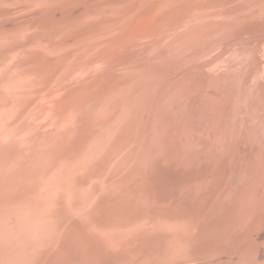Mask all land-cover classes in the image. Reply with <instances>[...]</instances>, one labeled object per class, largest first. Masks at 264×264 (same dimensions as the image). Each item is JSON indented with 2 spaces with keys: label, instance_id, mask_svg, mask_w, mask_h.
Listing matches in <instances>:
<instances>
[{
  "label": "rangeland",
  "instance_id": "obj_1",
  "mask_svg": "<svg viewBox=\"0 0 264 264\" xmlns=\"http://www.w3.org/2000/svg\"><path fill=\"white\" fill-rule=\"evenodd\" d=\"M36 1L38 0H0V75L8 77L11 81L8 87L3 88L8 96L0 88V132L2 131L0 133V152H2L0 158L4 157L3 154L6 157L9 153L6 150L5 142L8 143V146L14 144L20 146L21 150L23 149L17 155L19 158L21 154H25L24 148L26 149L27 144L31 146L35 144L40 148V143L47 140H42L41 132H33V129L39 124L48 122L47 119L51 111L44 110L45 99L55 98V92L50 93V91L52 89L55 91L57 82H54L50 86L51 90L47 92L36 91L38 88L35 87L34 81L25 79V73L32 70L31 73L35 79L36 76L42 79L41 75L51 64L50 61L59 58L55 55L57 53L54 55L52 53L57 52L63 46L62 43H67L70 47L75 46V40L81 37H83L81 41L84 42L82 46L86 48V51L89 50L84 52L83 58L86 64L88 63L83 72V80L86 83H84L83 90V107L93 105L110 90L113 84L112 80L118 75V71L110 69L109 75L105 73L103 79L100 76L111 67L110 62L114 61L113 64L111 63L113 67L116 63L121 62L120 55H118L120 51L134 55L140 53L141 55L138 56L144 63L145 61H157L161 59L160 57L165 56L164 60L169 58L173 62L170 64L171 67L166 66L158 69L153 65L157 70L151 66L152 71H155L153 73L151 71L150 78H146L147 80L151 79L148 85L152 92L151 100L160 103L162 113L164 107L166 110L173 102L169 107L172 112L170 109L167 110L170 115L166 111L165 114L163 113L165 117L173 116L175 118L173 123L169 124L170 135L168 137L176 141L177 137L172 134L181 135V141L178 143L180 146H184L187 144L181 145L184 139L192 140L195 135L194 146L198 150L183 149L179 157L170 155L165 162L162 161L172 167L177 159L191 157V163L186 170L180 172L170 170L171 173L168 170L169 176L161 178L162 168L159 165L162 164H158L157 171L154 170L155 174L150 177L147 171L138 172L140 166H144L147 162L145 158L149 154L145 155L147 148L141 151L142 142L140 144L138 140L129 141L135 134L134 130H126L122 137L119 135V131H116L117 143L112 144L105 154L100 149V156H96L93 152L94 145L87 144L90 147L88 150L84 144L83 149L73 151L71 142H80L84 138L85 131L88 130V124L85 125L83 122L80 127L83 130L82 133L74 137L75 140L70 142V148L61 149L53 159L49 157L51 161H48L49 167L46 166V169L42 166V162H38L37 166L32 168V163L28 160L21 158L13 160L6 157V160L3 159V163L7 166L3 164L0 167V204H2L0 211L4 209V212H0L1 222L4 219L2 223L0 222V264H36L48 257L43 261V264H46L52 258H49L52 252L55 254H51L53 259L49 264H71V260L74 264H221V262L222 264H264V108L259 115L254 117L253 127L247 125L249 122L248 105L256 103L260 106L264 103V0H61L63 1L62 7L69 6L68 2L70 1H77L85 9L86 15L82 27H78L71 19L69 24L66 23L60 29L58 26L52 30V37L49 36L46 40H39L42 35L37 34L39 37L36 40L40 41L43 51L40 50L41 48L38 49L40 44L30 46L28 56H32L33 62L28 63L29 65H21L22 59L28 58V56H17L18 62H15L16 47L11 46L12 44L7 39L14 33L19 37L27 36L25 33H28V29L31 27H21L19 31L4 28L10 23L12 16H19V20L24 21L25 19L21 18L22 15L33 14L30 16L31 21H35L40 13H44L40 11V8L44 6L46 8L42 9L51 11L54 5L53 12L57 11L58 3L55 5L54 1L52 4L44 3L49 2L48 0H44V2L40 0L38 4ZM173 1H176L177 7L184 12L183 14L177 11L183 15H177L178 18L181 16V20L180 18L179 20H177L178 18L172 19L175 22L171 20L172 17L166 16L167 8L175 7L172 4ZM15 2L27 6L14 7ZM17 3L16 5H18ZM109 5L111 7L108 9ZM74 8L77 6L75 5ZM184 8H189L187 13ZM66 9L72 10V8ZM92 11H96L95 13L100 15L94 16ZM61 12H67V10L63 9ZM112 14L113 19L110 18ZM120 14L123 15L121 18H119ZM155 14L159 16V19ZM115 15L119 20L114 17ZM103 17H105V21ZM111 20L115 22H111ZM109 23L113 27L110 31H101L103 34L98 36L100 39L99 49L93 52L95 48L89 45L91 39L88 38H91L95 29L99 30L101 26L103 29L107 25H111ZM165 25L169 27L166 28ZM42 27L46 28V25H42ZM71 29L77 33L74 34L75 32H72ZM166 29L171 30L168 32ZM99 33L100 31L97 32L98 35ZM159 34L165 35L158 39ZM137 35L145 38L140 41ZM126 40L129 42L126 43ZM137 40L138 43H135ZM122 41L125 44L123 43L124 45L118 48ZM131 44L133 45L131 46ZM151 45H153L151 49L156 47L163 54L158 51H148L147 49ZM43 55H49L47 56L48 62H45ZM169 56L174 60H171ZM91 59L95 65L100 61L103 67H100L99 63L98 67H95ZM5 60H9L11 65H14V62L17 63L14 67L17 70L12 69L10 64L4 66L2 63ZM187 60L190 62L183 64ZM160 63L163 64V60ZM104 66H106L105 69ZM134 68L131 77L142 75L146 71L138 66ZM88 72H94V74L90 73L91 76ZM96 72L97 74H95ZM19 75L27 83L25 86ZM183 79L187 80L189 84ZM179 88L181 89L179 90ZM178 90L181 93L179 96L176 95L179 94ZM150 91L149 93H151ZM184 93L185 95H183ZM119 94V92H115V96H119ZM206 103L208 104L206 105ZM132 104V111L137 114L139 104L135 101ZM119 109L121 108H118L117 112H120L122 116L123 113ZM100 111L102 112L101 108L98 109V112ZM193 113L199 114V118L202 114L200 118L202 121L197 124L199 128L192 125ZM149 115L150 113L147 116ZM147 121L149 119L144 114L143 123L145 124ZM228 121L231 123V128L233 127L232 139L229 141L226 133L229 129ZM23 122L28 123V125L26 124L27 128L19 129ZM101 122L103 123L96 128V146L105 144L113 137L111 131L113 121ZM174 124H176L175 130ZM204 124L209 132L212 131L208 143L201 135H198L203 131L200 126ZM21 129L22 131H19ZM29 130L33 134L31 138H28L25 133ZM127 132H129L128 137H123ZM147 134L152 133L148 131ZM11 140L13 143L9 142ZM122 142H127V145L124 146ZM133 142L135 143L133 144ZM67 146L69 145L67 144ZM170 146L171 141L169 142ZM205 149L208 152H202ZM10 156L12 155L10 154ZM74 157L81 158V161ZM66 158L69 160L67 161ZM122 160L125 162L123 163ZM137 160L140 163L136 162ZM52 166L55 168L54 171ZM206 168H209L207 175H205ZM231 172H235L236 184L234 186L229 181ZM45 174L47 175L45 176ZM61 174L69 176L63 175V178L60 176ZM38 176H40V180H38ZM154 177L157 182L162 179L160 182L164 181L163 183L169 188L165 184L162 187L163 185L157 184L156 181L155 183L160 186L155 185ZM54 178L58 180V183H54L55 185H53V181L57 180ZM69 183L71 186L68 187ZM28 184L30 185L28 186ZM13 186H20L19 191L18 187L14 188ZM199 186L200 188H198ZM250 190L254 192L251 193ZM12 191L15 195L12 194ZM19 192L23 194L21 195ZM8 193H11L10 196ZM239 195L243 199L238 198ZM15 196L24 197H21L22 199L18 197L19 200H17L14 198ZM227 198L230 201L228 209ZM11 201L15 202L11 203ZM60 201L65 203H62L65 206L67 204L68 207L59 205ZM10 203L16 204L12 207ZM6 206L7 209L12 208L7 212ZM43 207L50 209L42 210ZM228 212L231 213V216ZM9 218L10 220H8ZM196 222L198 223L196 224ZM42 226H45L44 232ZM203 227L205 229H202ZM201 229L204 234L200 233ZM52 234L54 235L52 236ZM68 236L72 238L68 239ZM59 239L61 246L55 243ZM56 246L61 247V251ZM52 247L55 250H51ZM240 247L243 248L242 251H240ZM65 251H71V255L74 252L78 258L74 254L73 257L66 254ZM250 251L253 253L251 254ZM76 260L78 261L76 262Z\"/></svg>",
  "mask_w": 264,
  "mask_h": 264
},
{
  "label": "bare ground",
  "instance_id": "obj_2",
  "mask_svg": "<svg viewBox=\"0 0 264 264\" xmlns=\"http://www.w3.org/2000/svg\"><path fill=\"white\" fill-rule=\"evenodd\" d=\"M43 2H44V0H42ZM49 2H44L45 4H52L53 3V1L55 2V5H57V3H58V8L56 9L57 11L56 12H53L54 11V5H53V10H51V11H47V10H49V9H42V8H44V7H42V8H40V11H42V12H44L43 14L42 13H40V15H38V17L35 19V21H31V17L30 16H32V15H22L21 16V18L23 17L25 20L23 21V20H19V16H12V17H10V23H8L7 25L8 26H6V28H4V29H15V30H17V31H19V28H21V27H27V28H29V27H31L30 29H28V33H25L27 36H23V37H19L16 33H14V34H12V36L10 37V38H8L7 40H8V42L9 43H11L12 45L11 46H15L16 47V50H15V62H18V57L17 56H20V57H22V56H28V53H29V49H30V46H32V45H34V44H40V41L39 42H37V38L39 37V35L37 36V34H41L42 36L40 37V39L39 40H46L47 39V37H49V36H51L52 37V33H51V31L52 30H54L56 27H58L59 26V29L61 28V27H63L66 23H70L71 21V19H73L72 21H74V23L78 26V27H82V25H83V22L85 21L84 20V16L86 15V11H85V9H83L82 8V6H81V4L79 3V2H72V1H70V2H68L70 5L69 6H65L66 8H72V10H68V9H66L64 6L62 7L61 5L63 4V1H61V0H48ZM139 1V0H138ZM37 2V4H38V2H40V0H38V1H36ZM66 2V1H65ZM136 2V1H135ZM16 3L17 2H15V4H14V7H23V6H27V5H23L22 3H21V5H19L18 3V5H16ZM62 3V4H61ZM147 3V2H146ZM12 4V5H13ZM36 4V5H37ZM40 4V3H39ZM60 4V5H59ZM172 4H174L175 5V7L174 8H172L171 6L170 7H168L167 8V11H166V16H170V17H172L171 18V20L172 19H174V18H178V16L177 15H183L184 14V12L182 11V9H180V8H178L177 6H178V4H177V2L176 1H173L172 2ZM75 5L77 6V8H74L75 7ZM110 5H113V4H110ZM109 5V7H108V9L111 7ZM130 5H131V3H130ZM171 5V4H170ZM46 6H48V5H46ZM51 6V5H50ZM61 6V7H60ZM39 7V6H38ZM106 7V6H105ZM135 7V6H134ZM46 8V7H45ZM38 9V8H37ZM42 9V10H41ZM63 9H65V10H67V12H61V10H63ZM88 9V8H87ZM128 9V8H127ZM174 9H176V10H174ZM185 9V8H184ZM188 10H189V8H187ZM187 9H185L184 11H186V13H187ZM106 10V9H105ZM131 10H133V9H131ZM108 11H111V10H108ZM135 11V10H134ZM158 11V10H157ZM156 11V12H157ZM174 11V12H173ZM177 11H180V12H182V13H180L179 14V12H177ZM50 12H53V13H50ZM91 12V11H90ZM96 11H92V13L94 14V16H97V15H100L99 13H95ZM103 12H104V9H103ZM103 12H100V13H103ZM115 12V14H116V11H114ZM188 12H190V11H188ZM88 13H89V10H88ZM106 13V12H105ZM49 14H51V15H49ZM123 14V13H122ZM122 14H120L119 16V18H121L123 15ZM49 15V16H48ZM103 15V14H102ZM125 15V14H124ZM156 15V14H155ZM26 18H25V17ZM36 16V15H35ZM111 17V19H113L112 18V16H113V14L112 15H110ZM116 16L117 15H115L114 17L116 18ZM157 16V18L159 17L158 15H156ZM155 17V16H154ZM160 17H162V16H160ZM181 17V16H180ZM179 17V18H180ZM2 18V17H1ZM34 18V17H33ZM64 18H67V19H64ZM104 19V21H105V17H103ZM118 18V17H117ZM116 18V19H117ZM179 18L177 19V20H179ZM159 19V18H158ZM69 20V21H68ZM100 20V19H99ZM102 20V21H103ZM107 20V19H106ZM117 20H119V19H117ZM175 20V19H174ZM180 20H181V18H180ZM101 21V20H100ZM173 21V20H172ZM97 22H99V21H97ZM108 22H110V21H108ZM111 22H115L114 20L112 21L111 20ZM146 22V21H145ZM171 22V21H170ZM169 22V23H170ZM173 22H175V21H173ZM180 22V21H179ZM95 23V22H94ZM100 23V22H99ZM158 23V22H157ZM109 24H111V23H109ZM116 24V23H115ZM123 24H125V23H123ZM172 24V23H171ZM4 25V24H3ZM10 25H12L11 27H10ZM42 25H46V28H43L42 27ZM75 25V26H76ZM121 25V24H120ZM146 25V24H145ZM170 25V24H169ZM94 26V25H93ZM157 26H158V24H157ZM166 26V25H165ZM174 26V25H173ZM91 27V26H90ZM90 27H88V28H90ZM102 27V26H101ZM101 27H99L100 29L99 30H97V29H95V32L90 36L91 38H88V39H91L90 40V46L91 47H93V48H95V50H93V52H95L96 51V49L98 50L99 49V41H100V39H99V37L98 36H100V34H103V32H105V31H107V30H109L110 31V29L113 27V25L111 24V25H107L105 28H103V29H101ZM115 27V26H114ZM158 27H160V26H158ZM167 27H169L168 25L166 26V28ZM171 27V26H170ZM27 28H26V30H27ZM76 28V27H75ZM92 28V27H91ZM90 28V29H91ZM156 28V27H155ZM3 29V28H2ZM85 29V28H84ZM83 29V30H84ZM87 29V28H86ZM116 29V28H115ZM142 29V28H141ZM164 29V28H163ZM25 30V31H26ZM78 30V29H77ZM89 30V29H88ZM139 30V29H138ZM167 30V29H166ZM171 30V29H170ZM169 30V31H170ZM71 31L72 32H75V31H73V29H71ZM70 31V32H71ZM80 31H82V30H80ZM100 31V33H99V35L97 34V32H99ZM101 31H103V32H101ZM140 31V30H139ZM142 31V30H141ZM168 31V30H167ZM168 31V32H169ZM71 32V33H72ZM79 32V31H78ZM87 33H88V31H86ZM117 33H118V31H116ZM68 33V32H67ZM77 32H75L74 34H76ZM113 33V32H112ZM116 33V34H117ZM157 33H159V32H157ZM157 33L155 34V36L157 35ZM163 33H164V30H163ZM23 34V33H22ZM22 34H21V36H22ZM64 34H66V33H64ZM70 34V33H69ZM74 34H73V36H74ZM82 34V33H81ZM111 34V33H110ZM115 34V35H116ZM165 34H169V33H165ZM164 34V35H165ZM172 34V33H171ZM15 35H17L16 37H15ZM71 35V34H70ZM164 35H158L157 36V38L159 39L160 37H162V36H164ZM62 36V35H61ZM66 36V35H65ZM68 36V35H67ZM72 36V35H71ZM77 36V35H76ZM81 36V35H80ZM93 36V37H92ZM102 36V35H101ZM114 36V35H113ZM153 36V35H152ZM30 37V38H29ZM64 37V36H63ZM78 37V36H77ZM109 37V36H108ZM137 37H138V40H143L144 38L143 37H140V35H137ZM149 37V36H148ZM151 37V36H150ZM154 37V36H153ZM13 38V39H12ZM57 38V37H56ZM65 38V37H64ZM70 38V37H69ZM71 38H74V37H71ZM111 38V37H110ZM81 39H83V37H81V38H78V39H76L75 40V46H72V47H70L67 43H62V47L59 49V50H57V52H53L52 54L54 55L55 53H57V54H55L56 56H59V58L57 59V60H55V61H50L51 62V64H49V67L47 68L46 67V69L43 71V74L41 75V76H43V78L41 79V78H38V76H36L37 78L35 79V77H34V75H32V70H30L29 72H27V73H25L26 74V76L24 77L25 79H28V80H33L34 81V84H35V87L36 88H38V89H36V91H48V90H51V88H50V86L54 83V82H57V88L55 89V91L52 89L51 91H50V93L53 91V92H55L54 94V99H52V100H55V101H52V100H48V99H45V106H44V110L45 111H51V114L48 116V119H47V123H45V124H47L48 126L46 127V125L45 124H39L37 127H34V129H33V132H38L39 131V133L41 132V136H42V140H44V139H47L46 141H42L41 143H40V148L39 147H37L35 144L34 145H30V144H27V147H26V149L24 148V150H25V154L24 155H22L21 154V156L18 158V154L19 153H21L22 152V150H21V148H20V146H18V145H9L8 146V143L7 142H5L7 145H5V147L7 148H5L6 150H8L9 151V153L12 155V156H10V154L8 153L7 154V158L8 159H13V160H18V159H25V160H28V161H30L31 163H32V168H34V166L38 163V162H42V166L43 167H45L44 169H46V166H48L49 167V165H48V161H51L50 160V158L52 157V159H53V157L54 156H56L57 154H58V152H60V150L62 149H64V148H70V146H71V143L73 144V146L71 147V149H73V151H78L79 149H83V147H84V144H86L85 146V148H87L88 146H87V144L90 146V145H94L93 146V152L95 153V155L96 156H100V149L103 151V153L105 154L108 150H109V148L111 147V145L112 144H116L117 143V141L118 140H116V138H115V133H116V131H119V135L122 137V135H123V133L126 131V130H134L135 131V134H134V136H133V138H131V140H129L130 142H132L133 140H138V142H140V144H141V142H142V144H141V146H140V149H141V151L144 149V148H147L146 150V153H145V155L146 154H149V156H147L145 159V161H147V162H145V165L144 166H140V169H139V171L138 172H145V171H147L148 172V175L151 177L152 176V174H155V171H157V168H156V166L158 165V164H162V165H159V166H161V171L160 172H162L161 173V176H160V174H159V172H157V174L161 177V178H163V177H168L169 175H168V170L170 171V170H178L179 172L180 171H183V170H186L188 167H189V165H190V163H191V160H192V158L191 157H189V158H185V159H182V160H176L174 163H173V165H172V167H169L168 166V164H166V163H164L165 162V160H166V158H168L170 155H173V156H176V157H179V154H181L182 152H183V149H186V150H193V151H197L198 150V148H195V146H194V137H195V135L193 136V138H192V140H189V141H187V139L185 138L184 139V142H182V144L181 145H183V144H185V143H187V144H185L184 146H180L179 145V143H178V141H181V135H178V134H176V133H173L172 134V136H176L177 137V140L176 141H174L173 139H170L169 137H168V135H170V131H169V124H171V123H173V121L175 120V118L173 117V116H167V114H169V112L167 111L168 109H170V111L172 112V110H171V108H169L170 107V104L171 103H173V102H171L170 104H169V106H168V108L165 110V107H164V111H163V113L166 111V112H168L167 114H166V116L167 117H165L164 116V114L161 112V108H160V103H156V102H153V100H151V94H152V92L150 91V87L148 86L149 84H150V80L151 79H146V78H150V72L152 71V69H151V66H152V68H154V67H157L158 69H161L162 67H166V66H169V67H171L170 66V64H171V62L172 61H170V59L168 58V59H166V60H164L165 59V56L164 57H160L161 59H159V60H157L158 61V63H159V65L158 66H160V67H158L157 66V61H155V60H152V61H145V63H144V61L142 62L141 61V58H139V56L141 55L140 53H138V54H129V53H124V52H122V51H120V52H122V53H118V55H120L119 56V60L121 61L120 63H116L115 65H114V67H113V63H114V61H113V63L112 62H110V65H111V67L109 68V69H107L105 72H103L102 74V76H100V77H102V79H103V77H105V73H106V75H109V71H111L110 69H113V70H116V71H118V75L115 77V79H113L112 80V85H111V88H110V90L108 91V92H106V94H104V96L102 95V97L96 102V103H94L93 105H91V106H87V107H83V93H84V80H83V72H84V69L86 68V65L88 64H86V61H85V59H83L84 58V52H87V51H89V50H87L86 51V48L85 47H83L82 46V43H84L83 42V40L81 41ZM64 40V39H63ZM67 40H68V38H67ZM66 40V41H67ZM138 40L135 42V43H138ZM157 40V39H156ZM58 41H61V40H58ZM65 41V40H64ZM89 41V40H88ZM103 41H105V40H103ZM50 42V41H49ZM85 42H87V41H85ZM127 42H129V41H127L126 40V43ZM60 43V44H61ZM119 43V41L117 42V44ZM125 44V42L124 41H122V44L118 47V48H120L122 45H124ZM52 44V43H51ZM51 44H49V45H51ZM57 44V43H56ZM129 44V43H128ZM54 45V44H53ZM86 45V44H85ZM87 45H88V43H87ZM133 44H131V46H132ZM155 45V44H154ZM38 46H40L38 49H40V50H42L43 48H42V45L40 44V45H38ZM60 46V45H59ZM153 45H151L147 50L149 51V50H153L154 52L155 51H158L157 49H156V47H154V48H152L151 49V47H152ZM130 47V46H129ZM128 47V48H129ZM32 48V47H31ZM37 48V47H36ZM62 48H63V50H62ZM88 48V47H87ZM116 49H117V47H115ZM127 48V49H128ZM35 49V48H34ZM115 49V50H116ZM126 49V48H125ZM144 49V48H143ZM33 50V49H32ZM45 51H46V49H44ZM114 50V49H113ZM147 50H145L146 52H147ZM43 51V50H42ZM45 51H44V53H45ZM66 51V52H65ZM123 51H124V48H123ZM47 52V51H46ZM153 52V53H154ZM159 52V51H158ZM49 54H50V52H48ZM96 53H98V52H96ZM95 53V54H96ZM160 54H163V52H159ZM192 54V53H191ZM36 55V54H35ZM37 55H39V54H37ZM139 55V56H138ZM193 55V54H192ZM30 56V55H29ZM28 56V58H24V59H22V61H21V65L22 64H24V65H26V64H28V63H31V62H33L31 59H32V56H30L29 57ZM42 56V55H41ZM44 57H45V62H48L47 61V56H49V55H43ZM170 57V56H169ZM42 58V57H41ZM171 58V60L173 59L172 57H170ZM93 59V58H92ZM91 59V60H92ZM96 59V58H95ZM95 59H93V60H95ZM118 59V58H117ZM178 59V58H177ZM90 60V61H91ZM93 60L91 61L92 62V64H94L95 65V63H93ZM100 60V59H99ZM98 60V61H99ZM116 60V59H115ZM162 60H163V64L162 63H160V62H162ZM174 60V59H173ZM89 61V60H88ZM101 61H102V59H101ZM110 61V60H109ZM15 62H14V65L12 64L11 65V62L9 61V60H5L2 64L4 65V66H9V64L12 66V69H14V67L16 66V64H15ZM54 62V63H53ZM186 62H190V61H185V63H183V64H186ZM99 63V66L100 67H103L102 65H101V63H100V61L99 62H97V64ZM104 63V62H103ZM112 63V64H111ZM173 63V62H172ZM19 64V63H18ZM97 64L95 65V67L97 66ZM182 64V65H183ZM29 65V64H28ZM110 65H108V66H110ZM153 65H154V67H153ZM182 65H179V66H182ZM48 66V65H47ZM88 66V65H87ZM93 66V65H92ZM107 66V65H106ZM106 66H104V69H105V67ZM133 66V67H132ZM136 66H138V68H142V69H145L146 71L142 74V75H139V76H134V77H131V73H132V69H135L134 67H136ZM94 67V68H95ZM98 67V66H97ZM99 67V68H100ZM150 68V69H149ZM157 68L155 69V70H157ZM168 68V67H167ZM103 69V68H102ZM101 69V70H102ZM15 70V69H14ZM17 70V69H16ZM15 70V71H16ZM97 70V69H96ZM95 70V71H96ZM98 70H100V69H98ZM155 70H153L151 73H153ZM98 72V71H97ZM97 72L95 73V74H97ZM8 73V72H7ZM89 73V72H88ZM91 73V72H90ZM89 73V74H90ZM93 74H94V72H92ZM91 73V74H92ZM0 74H1V72H0ZM90 74V75H91ZM92 74V75H93ZM91 75V76H92ZM100 75V74H99ZM87 76H89V75H87ZM98 76V75H97ZM147 76V77H146ZM189 76V75H188ZM192 76H194V75H192ZM6 76H1L0 75V88H1V90L2 91H4V89L3 88H6V87H8L10 84H11V81L8 79V77H6ZM19 77H20V80L21 81H23V79L24 78H22L21 79V76L19 75ZM186 77V76H185ZM184 77V78H185ZM191 77V76H190ZM179 78V77H178ZM11 79V78H10ZM88 80H90L89 78H87ZM187 79V78H186ZM190 79H192V77L190 78ZM194 79H195V77H194ZM86 80V79H85ZM142 80V81H141ZM182 80V79H181ZM184 80V79H183ZM87 81V80H86ZM184 81H186L187 82V80H184ZM24 82V86H25V81H23ZM185 82V83H186ZM191 82V81H190ZM188 84H189V82H187ZM27 84V83H26ZM86 84V83H85ZM96 85V84H95ZM182 85V84H181ZM188 87H189V85H188ZM182 88H183V86H182ZM186 88V87H185ZM181 88H179V90H180ZM188 89V88H187ZM178 90V91H179ZM183 90V89H182ZM119 92L120 94H119V96H115V92ZM149 91L151 92V93H149ZM187 91V90H186ZM5 93H6V91H4ZM52 92V93H53ZM177 93H179V94H176V95H180L181 93H180V91L179 92H177ZM188 93V92H187ZM193 93V92H192ZM191 93V94H192ZM7 94V93H6ZM47 94V93H46ZM103 94V93H102ZM183 95H185V93L183 94ZM187 96L189 95V94H186ZM7 96H8V94H7ZM47 96V95H46ZM176 97V96H175ZM181 98V97H180ZM179 98V99H180ZM190 98V97H189ZM121 99V100H120ZM12 100H14V99H12ZM181 100V99H180ZM187 101H188V99H186ZM190 100V99H189ZM136 102V103H138L139 104V106H138V109H137V114L136 113H134L133 111H132V102ZM185 102V101H184ZM192 102V101H191ZM12 103H13V101H12ZM70 103V104H69ZM165 103V102H164ZM181 103V102H180ZM258 103V102H257ZM187 104V103H186ZM208 103H206V105H207ZM182 105V104H181ZM190 105V104H189ZM255 105V106H254ZM249 104L248 106H249V110H248V112H247V117H248V119H249V122H247L248 124V126L249 127H253V124H254V122H253V119H254V117L255 116H257V115H259L260 114V111L264 108V103H262L260 106H258V104L256 105V103L255 104ZM203 106H204V104H203ZM209 106V105H208ZM210 107V106H209ZM99 108H101L102 109V112L100 113V112H98V109ZM103 108H104V110H103ZM118 108H121V109H119V110H121V112L123 113V115L121 116V114H120V112H117V109ZM193 108V107H192ZM240 108V107H239ZM186 109V108H185ZM191 109V108H190ZM204 109V108H203ZM208 109V108H207ZM44 110H43V112H44ZM163 110V109H162ZM187 110V109H186ZM205 110V109H204ZM240 110V109H239ZM195 111V110H194ZM238 111V110H237ZM170 112V113H171ZM193 112V111H192ZM191 112V113H192ZM246 112V111H245ZM148 113H150V115L149 116H147L148 115ZM144 114H145V116L149 119V121H147L145 124L143 123V117H144ZM228 114H229V112H228ZM170 115V114H169ZM171 115H172V113H171ZM181 115V114H180ZM201 117H202V114L200 115ZM172 117H173V119H172ZM185 117V116H184ZM192 117H193V126H197V124L198 123H200L202 120H200V118H199V114H197V113H193L192 114ZM191 117V118H192ZM231 118H232V116H230ZM160 118V119H159ZM209 119V118H208ZM107 120H109L110 122H112L113 121V123H112V129H111V131H112V133H113V137L108 141V142H106L105 144H102V145H97L96 146V140H95V134L97 133V127H98V125L99 124H101V123H103V122H101V121H107ZM207 120V119H206ZM231 120V119H230ZM246 121V120H245ZM83 122L85 123V125H86V123L88 124V130H86L85 131V135H83L84 136V138L79 142V141H76V142H71V141H73V140H75V138L74 137H76V136H78V135H80V133H82V129L80 128V127H82L81 125H83ZM231 123H232V120L230 121ZM238 122V121H237ZM192 123V122H191ZM228 123H229V121H228ZM231 123H229V125H228V127H229V129H227V138H229L228 139V141L229 140H231L232 139V128H231ZM252 123V124H251ZM25 124V125H24ZM26 124L28 125V123L27 122H23L22 123V125L19 127V129L21 128V127H26L27 128V126H26ZM178 125V124H177ZM192 126V127H193ZM232 126H233V123H232ZM46 127V128H45ZM200 127H202V129H203V131H202V133H200V134H198V135H201L203 138H204V140L208 143L209 142V140H210V137H211V134H212V131H208L207 130V128H206V125L204 124V125H202V126H200ZM208 127V126H207ZM16 128V127H15ZM45 128V129H44ZM189 128V127H188ZM194 128V127H193ZM196 128H199V126H197ZM18 129V128H17ZM23 130H24V128H22ZM22 129L21 130H19V131H22ZM42 129H44V130H42ZM121 129H124V130H121ZM176 129V124H174V130ZM190 129V128H189ZM188 130V129H187ZM148 131H150L152 134H147L148 133ZM191 131H192V129H191ZM2 132V131H1ZM0 132V133H1ZM29 132V133H28ZM26 133V135H27V137L28 138H31V135L33 136V134L31 133V130H29V131H27V132H25ZM190 133V132H189ZM193 133V132H192ZM191 133V134H192ZM28 134H29V136H28ZM191 134H190V136H191ZM25 135V136H26ZM45 135V136H44ZM128 135H129V132H127L126 134H124V136L123 137H128ZM140 136V137H139ZM23 137V136H22ZM26 137V138H27ZM86 137V138H85ZM139 137V138H138ZM63 138V139H62ZM246 138H248V137H246ZM21 139H23V138H21ZM17 140H19V139H17ZM16 140V141H17ZM65 140V141H64ZM121 140H122V138H121ZM6 141V140H5ZM15 141V142H16ZM27 141V140H26ZM171 141V146L169 147V142ZM10 143H13L12 142V140L11 141H9ZM28 143H31L30 141H27ZM71 142V143H70ZM78 142V143H77ZM189 142V143H188ZM9 143V144H10ZM70 143V144H69ZM123 143V145L125 146V145H127V142H122ZM135 142H133V144H134ZM181 143V142H180ZM67 144L69 145V146H67ZM132 143H131V145H133ZM130 145V146H131ZM188 146H190V148H188ZM89 148L90 147H88V150H89ZM130 149V148H129ZM128 149V150H129ZM5 150V151H6ZM139 151V150H138ZM82 152H83V150H82ZM81 152V155L84 153H82ZM125 152H127V151H125ZM202 152H208L206 149L205 150H202ZM2 152H0V154H1ZM95 155H94V157H95ZM3 158H0V167H2L3 166V164L4 165H6L5 163H3V159H5L6 160V157H5V155L3 154ZM78 156V155H77ZM83 156V158H84V155H82ZM122 156V155H121ZM50 157V158H49ZM60 157V156H59ZM75 158V157H74ZM79 157H77V159H78ZM57 159V158H56ZM61 159H63L62 157H61ZM67 159V161L69 160L68 158H66ZM65 159V160H66ZM76 159V158H75ZM76 159V160H77ZM59 160H60V158H59ZM78 160H80L81 161V158H79ZM119 160V159H118ZM138 160H140V159H138ZM138 160L136 161V162H138ZM56 161H58V160H56ZM93 161V160H92ZM153 161V164L151 165V162ZM162 161H164V162H162ZM172 161V160H171ZM54 162V161H53ZM62 162H65V161H62ZM61 162V163H62ZM75 162V161H74ZM122 162L124 163L125 162V160H122ZM122 162H120V163H122ZM50 163V162H49ZM60 163V162H59ZM122 163V164H123ZM138 163H140V162H138ZM138 163H136V164H138ZM58 163H56V165H57ZM65 164V163H64ZM64 164H63V166H64ZM71 164V163H70ZM142 164V163H141ZM7 166V165H6ZM37 166V165H36ZM39 166H40V164H39ZM58 166V165H57ZM69 166V165H68ZM67 166V167H68ZM166 166H168V167H166ZM41 167V166H40ZM50 167H51V165H50ZM53 167V166H52ZM56 167V166H55ZM65 167H66V165H65ZM42 168V167H41ZM58 168V167H57ZM57 168H56V172H57ZM54 167H53V171H54ZM85 169V168H84ZM167 169V170H166ZM208 169L209 168H206L205 169V175H207V173H209L208 172ZM38 170H39V167H38ZM50 170H51V168H50ZM155 170V171H154ZM26 171V170H25ZM36 171V170H35ZM52 171V172H53ZM37 172H39V171H37ZM50 173H51V171H49ZM48 172V173H49ZM44 173H46V172H44ZM47 173V174H48ZM49 173V174H50ZM170 173H171V171H170ZM176 173V172H175ZM257 173V172H256ZM38 174H40V173H38ZM47 174H45V176L47 175ZM69 174V173H68ZM66 175V174H61L60 176L61 177H63V175L65 176H69V175ZM177 174V173H176ZM211 174H213L212 172H211ZM32 175V174H31ZM37 175V174H36ZM44 175V174H43ZM84 175V174H83ZM92 175V174H91ZM156 176V175H155ZM211 176V175H210ZM14 177V176H13ZM28 177V176H27ZM58 177V176H57ZM92 177V176H91ZM38 180H40V176H38ZM45 178V177H44ZM64 178V177H63ZM67 178V177H66ZM84 178V177H83ZM94 178V177H93ZM161 178H159V179H161ZM210 178H212V177H210ZM26 180H27V178H25ZM48 179V178H47ZM56 178H54V180H55ZM59 181H60V178L58 177L57 178ZM56 179V180H57ZM154 180H153V182L155 183V181H156V183L158 184V183H161L160 181L162 180H160L159 181V179H158V181L159 182H157V180H155V177L153 178ZM18 180V179H17ZM21 180V179H20ZM58 180L55 182V181H53V185H55L56 183H58ZM62 180V179H61ZM64 180H66V179H64ZM87 180V179H86ZM89 180H91L92 181V179H89ZM95 180V179H94ZM164 180V179H163ZM232 180V181H231ZM14 181H16V180H14ZM31 181H33V180H31ZM36 181V180H35ZM77 181V180H76ZM75 181V182H76ZM88 181V180H87ZM229 181H230V183L231 184H233V186H234V184H236V179H235V172H231V176H230V179H229ZM164 182V181H163ZM161 183L162 185L163 184H165V183ZM211 182V181H210ZM25 183V182H24ZM27 183H30L31 185L33 184L32 182H27ZM55 183V184H54ZM155 183V185H157ZM30 184H28V186L30 185ZM65 184V183H64ZM73 184V183H72ZM85 184H86V182H85ZM7 185V184H6ZM25 185H26V183H25ZM68 185V187H69V185H70V183L69 184H67ZM87 185V184H86ZM166 185V184H165ZM27 186V187H28ZM71 186V185H70ZM75 187H76V185H74ZM77 186H78V184H77ZM85 186V185H84ZM158 187L160 186V185H157ZM166 186H168V185H166ZM252 186V185H251ZM14 187V186H13ZM16 188L18 187V186H15ZM14 187V188H15ZM20 187V186H19ZM19 187H18V191H19ZM25 187V186H24ZM37 187V186H36ZM73 187V186H72ZM75 187H73V188H75ZM79 187V186H78ZM77 187V188H78ZM88 187V186H87ZM162 187H164V185L162 186ZM32 188V187H31ZM72 188V189H73ZM85 188V187H84ZM167 188V187H166ZM168 188H169V186H168ZM198 188H200V186L198 187ZM13 189V188H12ZM27 189V188H26ZM8 190H10L11 191V189H8ZM3 191V190H2ZM7 191V190H6ZM14 192H15V190H13ZM13 191H12V194H13ZM17 191V192H18ZM28 191V190H27ZM4 192V191H3ZM16 192V193H17ZM22 192V191H21ZM21 192H19L20 194H21ZM243 192V191H242ZM241 192V193H242ZM250 192H251V190H250ZM252 192H254V191H252ZM251 192V193H252ZM25 193H26V191H25ZM28 193V192H27ZM9 194V193H8ZM11 194V193H10ZM10 194H9V196H10ZM18 194V193H17ZM19 194V195H20ZM23 194V193H22ZM21 194V195H22ZM101 194V193H100ZM246 194V193H245ZM13 195H15V194H13ZM25 195H27V194H25ZM241 195H243V194H241ZM4 197V196H3ZM18 197H20V196H18ZM18 197H14V198H17V200H19L18 199ZM22 197V196H21ZM20 197V198H21ZM24 197V196H23ZM22 197V198H23ZM33 197V196H32ZM103 197V196H102ZM104 197H105V194H104ZM21 198V199H22ZM34 198H35V196H34ZM101 198V197H100ZM238 198H242V196H240L239 195V197ZM20 199V200H21ZM33 199V198H32ZM59 199V198H58ZM99 199V198H98ZM130 199V198H129ZM243 199V198H242ZM14 200H16V199H14ZM36 200V199H35ZM55 200V199H54ZM53 200V201H54ZM226 200V199H225ZM239 200V199H238ZM237 200V201H238ZM22 201V200H21ZM33 201H34V199H33ZM56 201V200H55ZM227 209H228V203L230 202L229 200H228V198H227ZM246 201V200H245ZM244 201V202H245ZM13 201H11V203H12ZM15 202V201H14ZM13 202V203H14ZM19 202V201H18ZM17 202V203H18ZM234 202V201H233ZM239 202V201H238ZM6 203H8V202H6ZM10 203V204H11ZM55 203V202H54ZM57 203H59L58 201H57ZM63 203V202H62ZM61 203V201H60V204L59 205H61L62 204ZM96 203V202H95ZM16 204V203H15ZM15 204H11L10 206H12L13 207V205L15 206ZM63 204H65V203H63ZM62 204V206H64L65 208H66V206H67V204H66V206L65 205H63ZM0 205H2V204H0ZM7 205V204H6ZM56 205V204H55ZM58 205V206H59ZM220 205H221V203H220ZM9 206V207H10ZM20 206V205H19ZM61 206V207H62ZM96 206H98V205H96ZM95 206V207H96ZM257 206V205H256ZM12 207H10V208H12ZM21 207V206H20ZM64 207H62V208H64ZM68 207V206H67ZM1 208H2V206H1ZM9 208V209H10ZM15 208V207H14ZM44 208V207H43ZM42 208V210H46L47 208L48 209H50L49 207H45L44 209ZM3 209V208H2ZM6 209H7V206H6ZM9 209H7V212L9 211ZM98 209V208H97ZM12 210V209H11ZM41 210V211H42ZM62 210V209H61ZM3 212H4V209L2 210ZM2 211H0V212H2ZM95 211V210H94ZM110 211V210H109ZM108 211V212H109ZM227 211H229V210H227ZM7 212H5V213H7ZM11 212V211H10ZM44 212V211H43ZM106 212H107V210H106ZM29 213V212H28ZM1 214V213H0ZM40 214V213H39ZM108 214V213H107ZM228 214L231 216V213L230 212H228ZM12 216H13V214H11ZM53 215V214H52ZM41 216H42V214H41ZM40 216V217H41ZM8 217H10V216H8ZM7 217V218H8ZM39 217V218H40ZM43 217V216H42ZM6 218V219H7ZM35 218V217H34ZM32 219V218H31ZM30 219V220H31ZM4 220V219H3ZM3 220H2V222H3ZM8 220H10V218L8 219ZM34 220V219H33ZM55 220V219H54ZM165 220V219H164ZM39 221H40V219H39ZM43 221V220H42ZM57 221V220H56ZM0 222H1V220H0ZM1 222V223H2ZM11 222V221H10ZM164 222H167V221H164ZM42 223V222H41ZM172 223V222H171ZM170 223V224H171ZM198 222H196V224H197ZM38 224H40V223H38ZM45 224V223H44ZM8 225V224H7ZM45 225H47V224H45ZM5 226V225H4ZM1 227V226H0ZM45 226H42V228H43V232L45 231L44 228ZM202 227V226H201ZM207 228V227H206ZM202 229H205L204 227L202 228ZM202 229H201V231H202ZM99 230H100V228H99ZM102 232V231H101ZM171 232V231H170ZM194 232V231H193ZM201 234L203 233V231L202 232H200ZM56 234V233H55ZM204 234V233H203ZM48 235V234H47ZM54 234H52V236H53ZM67 235H69V234H67ZM176 235V234H175ZM71 236H68V239L70 238ZM174 237V236H173ZM172 237V238H173ZM63 238V237H62ZM62 238H60V239H62ZM65 238V237H64ZM72 238V237H71ZM177 238V237H176ZM60 239L57 241V242H55V243H57V244H59V241H60ZM180 239V238H179ZM53 240V239H52ZM169 240V239H168ZM54 241V240H53ZM56 241V240H55ZM70 242H72V241H70ZM75 242V241H74ZM12 243V242H11ZM61 243V242H60ZM77 243V242H76ZM79 243V242H78ZM66 244H67V242H66ZM60 245V244H59ZM69 245H71V244H69ZM78 245V244H77ZM55 246V245H54ZM61 246V245H60ZM241 246H243V245H241ZM56 247H58V246H56ZM68 247V246H67ZM129 248L128 249H130V246H128ZM136 247V246H135ZM138 247H140V246H138ZM59 248V250L61 251V247H58ZM241 248V247H240ZM54 248L52 247V249L51 250H53ZM125 249V248H124ZM237 249V248H236ZM249 249H251V248H249ZM55 250V249H54ZM82 250V249H81ZM95 250V249H94ZM127 250V249H126ZM140 250V249H139ZM243 250V248H241V250L240 251H242ZM253 250V249H252ZM64 251V250H63ZM83 251V250H82ZM123 251V250H122ZM1 252V251H0ZM52 252V251H51ZM50 252V253H51ZM57 252V251H56ZM70 252L71 251H68V252H66L65 251V253L66 254H69L70 256H72L73 257V254H74V256H76V258H78L77 257V255H75V253L73 252V254L71 255L70 254ZM140 252V251H139ZM251 252V254L253 253L252 251H250ZM250 252L248 253V254H250ZM64 253V254H65ZM126 253V252H125ZM124 253V254H125ZM231 253V252H230ZM236 253V252H235ZM246 253V254H247ZM51 254H55L54 252H52ZM51 254H50V256H49V254H48V256H49V258H51V259H53V256H51ZM61 254V253H60ZM240 254V253H239ZM238 254V255H239ZM254 254H255V250H254ZM254 254H253V256H254ZM88 255H89V253H88ZM127 255V254H126ZM242 255V254H241ZM47 256V255H46ZM66 257H70V256H67V255H65ZM80 256V255H79ZM125 256V255H124ZM131 256V255H130ZM240 256V255H239ZM238 256V257H239ZM127 257H129V256H127ZM132 257H134V256H132ZM156 257V256H155ZM236 257V256H235ZM48 257H46V259H47ZM71 258V257H70ZM80 258V257H79ZM126 258V257H125ZM253 258V257H252ZM264 258V257H263ZM44 259L45 258H43V261H44ZM45 259V260H46ZM51 259H50V261H51ZM224 259H226V258H224ZM224 259H222L223 261H224ZM230 259V258H229ZM234 259V258H233ZM233 259H231V261H233ZM237 259V258H236ZM42 260V259H41ZM228 260V259H227ZM43 261H41L42 262V264H43ZM48 261V260H47ZM47 261H45V262H47ZM50 261H48L49 263H50ZM78 260H76V262H77ZM80 261V260H79ZM39 262V261H38ZM37 262V263H38ZM41 262H39L38 264H41ZM70 262V261H69ZM219 262H221V261H219ZM226 262V261H225ZM36 263V264H37ZM49 263H46V264H49ZM52 263V262H51ZM71 264L73 263L74 264V262H72V260H71V262H70ZM34 264V263H33ZM69 264V263H68ZM211 264V263H210ZM214 264V263H213ZM221 264H222V262H221ZM263 264V263H262Z\"/></svg>",
  "mask_w": 264,
  "mask_h": 264
}]
</instances>
